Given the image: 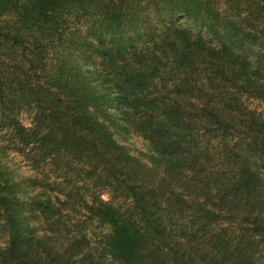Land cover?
<instances>
[{
  "label": "trees",
  "instance_id": "obj_1",
  "mask_svg": "<svg viewBox=\"0 0 264 264\" xmlns=\"http://www.w3.org/2000/svg\"><path fill=\"white\" fill-rule=\"evenodd\" d=\"M247 99L264 104V0H0V264H264V115Z\"/></svg>",
  "mask_w": 264,
  "mask_h": 264
},
{
  "label": "rangeland",
  "instance_id": "obj_2",
  "mask_svg": "<svg viewBox=\"0 0 264 264\" xmlns=\"http://www.w3.org/2000/svg\"><path fill=\"white\" fill-rule=\"evenodd\" d=\"M180 24L183 26L190 25V23H187L183 20H181ZM246 103L250 107L256 109L257 111H260L264 115L263 103L253 99H247ZM111 117L115 119V124L109 126V131L113 139L120 146H122L126 150V152L137 158L146 167H151L152 163L150 157L153 155V153L148 143L142 138L141 135H139L133 129V127L128 122L120 120L118 116ZM18 118L22 124H28L29 119L27 114L20 113ZM97 119L100 121L103 118L97 116ZM1 161L4 163L7 168V171L9 172L8 176L10 180L16 183L18 188L20 189L17 193L19 196H25L29 198L36 194L37 188L35 186H29L26 182V180L33 178L35 173L21 161V158L18 154L7 151V155L2 157ZM49 179L51 181H59V178H57L54 174L50 173ZM100 197L106 199L108 196L105 194V192H101ZM1 224L2 218H0V246H3L7 240V233L5 232V230H3ZM106 231V226H99L93 224L88 227V229L86 230V234L91 240H93L94 238H97V236H100L101 234L105 233Z\"/></svg>",
  "mask_w": 264,
  "mask_h": 264
}]
</instances>
